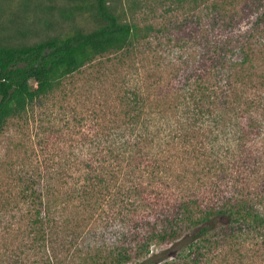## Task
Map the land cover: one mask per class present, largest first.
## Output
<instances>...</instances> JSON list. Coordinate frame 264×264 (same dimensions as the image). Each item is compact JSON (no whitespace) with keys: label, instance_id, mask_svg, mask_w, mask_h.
<instances>
[{"label":"rangeland","instance_id":"obj_1","mask_svg":"<svg viewBox=\"0 0 264 264\" xmlns=\"http://www.w3.org/2000/svg\"><path fill=\"white\" fill-rule=\"evenodd\" d=\"M246 3L239 1L240 17L234 20L213 19L210 9L201 6L197 16L191 19L193 23L183 29L173 25L170 34L153 39L151 47L145 44L131 55L125 66L119 67L109 59L98 60L64 81L55 95L30 109L27 118L9 122L0 135V264H45L48 257V264H57L53 253H61L64 259L61 246L70 240L67 232L75 230L79 223L85 245L79 243L72 253L77 248H86V243L103 247L105 251L119 248L131 226L130 219L153 222L154 211L164 209L163 203L167 201L174 203L176 195L188 198L192 193L206 206L213 197L211 188L214 185L225 187L224 184L233 183L232 178L242 179L238 186H245L249 193L264 196V125L243 144L235 133L240 123H246V128L251 122L255 126L260 121L264 123V114L256 112L255 108L246 110L248 103H264V78L262 83L259 79L260 74L264 76V61L259 59L251 70L255 74L248 81L250 86H242L238 91L230 90L226 78L217 79L216 73L227 76L231 73L229 69L216 70L210 62L201 61L206 47L213 43L225 38L236 40L239 35L248 37L252 28L254 33L260 30L255 22L264 13V0L259 9L248 15L251 10H246ZM178 15L182 17V13ZM141 18L140 15L139 20ZM225 23H231V28L225 30L222 26ZM261 39L264 43V37ZM228 58L240 61L242 54L235 49ZM185 61L189 68L184 66ZM193 73L197 76L193 77ZM196 78L205 85L204 89L196 88ZM124 91H135L141 97L133 114L138 116L141 125L136 133L148 129L143 126L147 125L155 134L158 124L177 121L186 124L189 118L197 119L196 127L189 132L178 131L181 135H176V142L168 146L165 157H155L160 155L157 154L160 139L155 138L151 144L146 142L144 152L134 155L135 160L130 161L131 150L129 145H124L125 137H122L126 128L122 124L124 118L116 116L114 111ZM208 95L212 99L205 97ZM203 104L209 112H200ZM197 134L202 138H197ZM202 141L209 155L201 160L200 168L213 167L210 178L203 179L206 186H199L196 176L186 173L194 172L197 166L187 151L201 147ZM157 159L159 163L154 167ZM95 167L114 171L108 181L112 193L120 184L124 189L136 186L140 191L132 190L131 196L124 198L123 207L120 203L113 204V196L96 195L98 200L85 208L75 190L87 183ZM219 167L224 169L225 181ZM217 174H220L218 178ZM179 175H187L188 181L182 182ZM29 180L36 182L33 190L45 203H50V218L67 229V234L55 236L54 243H49L45 251L39 247L32 251L27 249L29 239L24 226L36 208L21 197L22 188ZM152 181L155 184L152 185ZM154 190H159L166 200L151 207L148 203H154ZM259 208L263 210L264 205ZM204 226L216 228L211 234H216L215 239L220 244L204 246L199 264H264V240L262 236L257 237L258 230L244 234L243 229L241 236L224 238L231 229L239 230L237 224L222 216L214 218L212 223L189 227L174 242L163 245L154 242L149 254L128 264L185 260L189 246L193 240L197 241L195 235ZM196 256L194 253L187 260ZM73 263L77 262H70Z\"/></svg>","mask_w":264,"mask_h":264},{"label":"trees","instance_id":"obj_2","mask_svg":"<svg viewBox=\"0 0 264 264\" xmlns=\"http://www.w3.org/2000/svg\"><path fill=\"white\" fill-rule=\"evenodd\" d=\"M239 1L245 3L248 1L245 7L247 11L251 10L248 11V15L259 9L263 0H258V3H255V0H0V135L10 121L27 118L30 109L42 104V100L55 95L64 81L85 67L102 59H109L119 67L125 66L130 62L131 55L145 47V44L151 47L153 39L158 40L161 35L170 34L173 25L183 29V26L193 23L194 20L191 19L194 15L197 16L201 6L210 9L213 19L239 18L240 11L237 10ZM177 13H182V17ZM140 15L141 20H139ZM255 23L260 29L259 33H254L255 30L252 28L248 37L239 35L236 40L222 39L213 43L212 47H206L207 51L202 54L201 61L210 62L216 70L220 68L230 70L231 73L227 76L222 73L216 74L218 80L226 78L227 86L231 87V91L235 88L237 91L242 90V86L244 88L250 86L248 81L252 80L255 74L251 70L259 59L264 61V43L261 39L264 37V13ZM216 25L213 24L212 28ZM222 26L223 28L225 26L226 30L231 28V23ZM208 43L210 44L209 41ZM235 49L242 54L240 61L228 58ZM184 66L189 68L187 61L184 62ZM260 75L259 79L262 83L264 76ZM195 76L197 75L193 73V77ZM196 80H198L196 88L204 89L205 85L202 81L199 78ZM205 97L212 99L209 95ZM140 99L137 92L124 91L118 99V106L114 107L116 116L124 118L122 124L126 128L122 137H125L124 145H129L131 150L128 154L129 159L134 161V155L144 152V144L146 142L151 144L155 138L160 139L157 152L160 155L155 157H165L168 146L176 142V135L180 134L178 131L194 130L197 119L189 118L186 124L184 121L161 124V126L158 124L159 126L155 127V134H152L147 125H143L148 129L136 133L135 130L141 125L138 116L133 114ZM253 105L248 103L246 110L255 108L256 112L264 114V103ZM223 106H227L226 102ZM201 108L200 112H209L204 104ZM187 116H190L188 112ZM261 122L257 126L252 122L249 125L247 123L249 129L246 128V123H240L239 129L235 130L239 135V142L242 144L248 142L252 134H257V129H261L264 125ZM187 132L186 134H189ZM197 136L202 138V135L197 134ZM204 143L202 141L201 147L196 146L193 150L187 151V154H191L193 160L197 162V166L194 172L188 170L186 173L195 175L200 182L199 186H206L203 179L205 176L210 178L213 171V167L200 168L203 165L201 160L209 155L205 152ZM154 163L155 167L159 159ZM95 168L94 174L87 177V183L79 185L75 190L76 197L85 208L90 207L93 200H98L96 195L113 196V204L120 203L123 207L126 196H131L133 191H140L136 186L124 189L120 184L115 193H112L108 181L112 179L114 171ZM219 169L221 175H224V169L221 167ZM97 171L101 173L97 174ZM219 175L217 174V178ZM178 177L182 182L188 181L187 175ZM223 177L225 181V175ZM232 181L233 183L224 184L225 187L214 185L210 192L213 197L208 199L209 203L206 206H203L199 198L192 193L188 198L176 195L173 199L174 203L167 201L163 203L164 209L154 211L153 222H149L148 219L142 221L141 218L130 219L131 226L123 237L122 245L116 247V250L105 251L103 247L86 243V248H77L78 250L72 253V249L79 243L85 245V240L81 239L84 237L80 233V223L78 222L75 230L67 234L66 228L50 218L51 209L48 207L50 203L48 201L45 203L43 197L33 190L36 182L29 180L22 188L21 197L36 208L35 213L30 215L32 217L27 219L24 226V233L29 239L27 249L32 251L39 247L40 250L45 251L49 243H54L55 236L65 233L70 240L61 246L64 249L62 251L64 259H61V253L53 251L57 264H70L72 261L77 262L75 264H128L136 258L140 259L149 254L154 242L159 245L174 242L189 227L212 223L213 219L219 216L226 217L230 223L238 225L239 231L231 229L230 232L225 233L224 238L233 239L238 235L241 236L243 229H245L244 234L248 231L252 233L253 229H257V237L262 236L264 240V209L259 208L260 205H264V196L251 194L245 186H238L242 179L232 178ZM151 183L155 184L154 181ZM187 190L191 192L190 188ZM154 192L156 193L154 203H148L151 207L166 200L159 190ZM214 230L216 228L205 226L200 229L194 237L197 241L193 240L194 243L189 246L185 260H172L161 264H199V258L204 255L201 253L204 246L206 248L212 243L220 244L215 239L216 234H211ZM194 253L197 255L196 258L187 260ZM70 255L73 257L70 258ZM48 263H50L49 257L45 264Z\"/></svg>","mask_w":264,"mask_h":264}]
</instances>
